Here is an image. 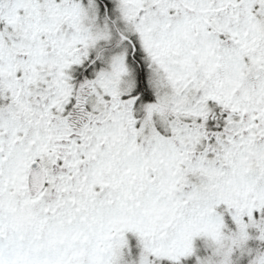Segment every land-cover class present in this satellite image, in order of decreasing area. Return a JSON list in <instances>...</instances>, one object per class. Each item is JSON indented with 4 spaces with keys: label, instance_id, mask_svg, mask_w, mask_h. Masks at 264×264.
<instances>
[{
    "label": "snow or ice",
    "instance_id": "6c2138e0",
    "mask_svg": "<svg viewBox=\"0 0 264 264\" xmlns=\"http://www.w3.org/2000/svg\"><path fill=\"white\" fill-rule=\"evenodd\" d=\"M0 264H264V0H0Z\"/></svg>",
    "mask_w": 264,
    "mask_h": 264
}]
</instances>
